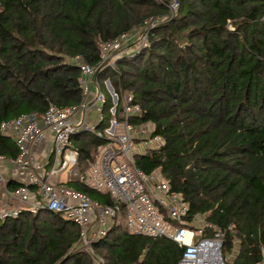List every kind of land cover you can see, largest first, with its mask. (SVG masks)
Listing matches in <instances>:
<instances>
[{
    "label": "trees",
    "instance_id": "16d2710c",
    "mask_svg": "<svg viewBox=\"0 0 264 264\" xmlns=\"http://www.w3.org/2000/svg\"><path fill=\"white\" fill-rule=\"evenodd\" d=\"M178 2L170 18L158 0H0V128L24 114L42 116L50 104L78 106L79 58L96 69L99 82L109 80L120 98L130 94L142 108L132 126L150 124L161 138L162 146L135 157L137 166L161 172L171 192L182 195L190 225L203 217L217 229L235 226L223 247L231 264H258L264 249V0ZM152 18L165 21L149 33L146 48L124 53L114 67L103 63V45ZM110 120L105 124L104 117L99 128ZM72 140L83 169L107 143L90 134ZM19 154L0 130V157ZM66 186L114 205L80 182ZM80 242L78 226L62 214L22 211L0 220V264H95L76 249ZM93 250L104 264H178L185 249L167 238L131 235L119 222Z\"/></svg>",
    "mask_w": 264,
    "mask_h": 264
},
{
    "label": "built area",
    "instance_id": "2783aa9c",
    "mask_svg": "<svg viewBox=\"0 0 264 264\" xmlns=\"http://www.w3.org/2000/svg\"><path fill=\"white\" fill-rule=\"evenodd\" d=\"M158 1L167 5L170 18L177 15L178 0ZM164 21L152 18L140 30L103 45V63L114 67L116 59L124 53L146 48L149 33ZM75 63L81 69L82 102L78 106L59 108L50 104L42 116L24 114L1 124V134L14 143L20 154L16 160L0 157L2 198L14 199L18 204L14 209H0V220L17 218L22 211L33 215L40 211L62 214L80 228L81 242L76 249L90 254L95 264H104V261L94 252L93 244L122 220L131 235L167 238L183 247L178 264H231L233 257L224 255L223 247L227 233L233 232L235 226L217 229L204 218L200 228L189 224L190 207L182 195L171 192L161 172L146 174L135 162V157L141 155L137 141L148 144L145 153L163 145L161 138L154 136L150 124H130L132 118L143 113L142 108L134 104L130 94L120 98L111 82L106 81L105 88L112 100V119L101 130L107 99L95 78L96 69L79 58ZM81 134L107 140L94 161L84 169L72 141ZM48 135L53 138L50 157L46 163L37 162L34 148L42 145ZM5 164L10 165V174L2 169ZM62 174H67L65 183L80 182L100 194H107L114 205L99 203L62 185L59 182ZM12 183L18 185L16 190L9 187ZM262 255L258 264H264V249Z\"/></svg>",
    "mask_w": 264,
    "mask_h": 264
},
{
    "label": "crops",
    "instance_id": "0c3cea01",
    "mask_svg": "<svg viewBox=\"0 0 264 264\" xmlns=\"http://www.w3.org/2000/svg\"><path fill=\"white\" fill-rule=\"evenodd\" d=\"M52 145H53V138L51 135H48L45 142L42 145L34 148L35 157H36L37 162L46 163L47 159L50 157ZM2 169H4V172L7 174H10V172L12 171L9 164L3 165ZM59 182L62 185H66L65 179L63 180L59 177ZM1 193H2V190L0 189V209H2L3 207L9 208V209H14L18 207V204L14 199L8 200L5 198H2Z\"/></svg>",
    "mask_w": 264,
    "mask_h": 264
},
{
    "label": "rangeland",
    "instance_id": "374dc122",
    "mask_svg": "<svg viewBox=\"0 0 264 264\" xmlns=\"http://www.w3.org/2000/svg\"><path fill=\"white\" fill-rule=\"evenodd\" d=\"M135 46H133L132 48H134ZM108 81V80H107ZM105 83H106V80L105 79H100V84H101V86H102V88H103V92L105 93V95H106V97H107V99H108V97H110V95L108 94V92H107V90H106V88H105ZM110 99H111V97H110ZM106 104V103H105ZM111 104H112V101L110 102V103H108V107H106V112L104 113V117H105V124H107V122H109V120H110V109H109V106H111ZM107 125H105V127H106ZM73 141V140H72ZM75 144V143H74ZM136 144H137V149L140 151V154L142 155V154H144L145 153V151L148 149V144L147 143H144V142H139V141H137L136 142ZM66 177H67V174H62V175H60V178L61 179H66ZM202 218L203 217H197V219L194 221V225H195V227H197V228H200L201 226H202V224H203V220H202ZM121 223L123 224V225H125V222H124V220H122L121 221ZM79 228V227H78ZM79 230H80V228H79Z\"/></svg>",
    "mask_w": 264,
    "mask_h": 264
}]
</instances>
